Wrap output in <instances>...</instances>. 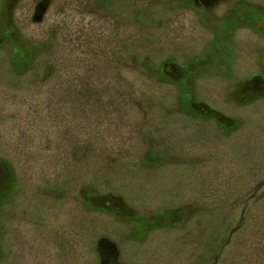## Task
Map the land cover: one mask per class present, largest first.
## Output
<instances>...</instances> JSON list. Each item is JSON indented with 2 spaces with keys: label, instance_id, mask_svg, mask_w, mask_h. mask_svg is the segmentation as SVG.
Wrapping results in <instances>:
<instances>
[{
  "label": "rangeland",
  "instance_id": "rangeland-1",
  "mask_svg": "<svg viewBox=\"0 0 264 264\" xmlns=\"http://www.w3.org/2000/svg\"><path fill=\"white\" fill-rule=\"evenodd\" d=\"M0 264H264V0H0Z\"/></svg>",
  "mask_w": 264,
  "mask_h": 264
}]
</instances>
